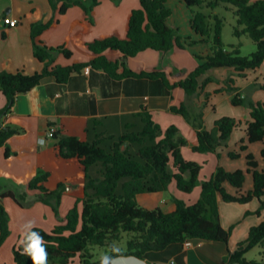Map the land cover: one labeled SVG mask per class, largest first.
I'll list each match as a JSON object with an SVG mask.
<instances>
[{
    "label": "trees",
    "instance_id": "1",
    "mask_svg": "<svg viewBox=\"0 0 264 264\" xmlns=\"http://www.w3.org/2000/svg\"><path fill=\"white\" fill-rule=\"evenodd\" d=\"M88 1L49 0L54 12L53 19L31 26L33 54L43 64L41 72L33 75H27L24 71L0 72V91L7 100L6 107L0 113V149H4L6 159L20 155V151L10 145L11 139L19 131L11 126H3L2 117L10 112L20 96L38 87L46 78H54L57 83L65 84L73 74L91 67L104 71L114 80L133 78L160 81L168 90L182 89L187 97L192 98L210 82L208 79L201 83L200 78L211 69L233 68L242 75L246 71L259 69L264 63V0H178L189 8L200 10L207 8L214 11L221 4L231 5L237 18L234 35L238 38L245 35L250 37L256 43V51L245 57L241 55L239 46H232L231 51L225 50L222 37L224 20L214 15V24L211 25V16L202 11H192L190 27L201 37L199 42H212V53L200 57L202 63L198 67L175 82L171 80L172 75L163 69L131 70L128 60L140 53L151 50L167 55L175 48L184 49L185 44L198 43L184 41L178 31L168 24L172 14L167 8L168 0H139L140 7L134 9L128 18L124 38L114 33L90 42L79 40L92 58L88 62L57 64V55L71 60L73 52L67 45L55 48L47 46L42 36L57 26L59 17L70 8H82L90 19L102 0ZM226 90L233 94V105L244 104L245 99L233 80L228 81ZM250 106L251 121L246 128L248 143L264 142V103L253 102ZM170 110L192 124L198 142L193 150L198 153L218 154V149L227 144L239 125L235 119L223 117L216 120L213 130L209 131L205 128L203 112L191 114L186 103ZM86 132V141L74 136L54 135L58 140L59 156L65 160H79L83 167L84 183L74 191L75 205L63 224L51 231L38 227L33 229L44 237L49 254L48 264H71L77 256L81 264H99V260L93 261L90 247L99 246L109 250L110 245L122 239L123 233L133 234L123 252L140 258L187 240L227 244L232 228L225 230L221 224L219 200L245 205L257 199L261 203L257 215L264 208V170L259 169L252 154L246 156V170L229 172L218 166L209 179L200 183L201 166L184 158L182 148L187 142L178 127L171 125L163 130L147 109L139 113L91 119ZM242 149L246 150L247 146ZM229 156L236 159L239 154L231 152ZM261 156L264 159V149ZM247 174L252 176L253 189L243 193ZM49 177L48 172L38 169L31 174L27 188L28 191H39V199L58 214L65 185L60 183L51 191L45 186ZM172 183L187 194L201 184L199 199L189 205L173 198L176 210L172 213L160 208L149 210L138 203V195L167 192ZM226 185L236 189V194L229 193ZM6 197L22 205L28 192L16 195L12 191H5L0 194V248L10 234V218L3 206ZM258 246H264V220L249 230L247 239L238 244L227 264H264V260L246 258V254ZM13 264H32L29 257L20 254L18 245L13 248Z\"/></svg>",
    "mask_w": 264,
    "mask_h": 264
},
{
    "label": "crops",
    "instance_id": "2",
    "mask_svg": "<svg viewBox=\"0 0 264 264\" xmlns=\"http://www.w3.org/2000/svg\"><path fill=\"white\" fill-rule=\"evenodd\" d=\"M87 2L89 1L87 0ZM107 2V0H102L94 9L90 19L86 17L82 8H70L63 16L59 17L57 26L43 34L42 40L47 46L55 48L67 45L73 52L71 60L64 58L63 55H57V64L70 65L74 61L88 62L92 58V54L78 41L89 42L90 30L97 29L100 24L106 27L104 28L106 32H99L98 37L114 33L126 36L127 27L125 28V25L121 23L122 26L119 28L121 17L129 18L131 12L138 7L136 4L138 0H132L131 6H127L126 9ZM6 17L18 20L19 25L14 28L7 27L3 23ZM53 17L54 12L49 0H0V72L24 71L27 75H33L42 71L43 64L33 54L31 26L39 22L48 23ZM67 23H70L69 25L73 29L71 36L58 31L64 26L63 24ZM173 51L162 55L148 50L129 59L127 64L131 70L136 72L154 69H163L167 72L171 62L170 54ZM149 52H155V54ZM259 69L262 70L261 75H263L264 63ZM247 74L248 71L241 76L248 79ZM202 78L203 76L200 78V82H202ZM181 79L183 78L177 79L174 76L171 78L172 82ZM258 95L259 101L264 103V94ZM192 98L187 97L182 89L168 90L160 81L133 78L114 80L104 71L91 67L88 74L84 70L81 73H75L65 84L57 83L54 78H46L38 87L20 96L10 112L2 117L3 126H11L19 131L11 139L10 145L20 151V155L11 159H6L4 156L5 160L10 162L8 169L3 168L0 155V169H5L1 173H5L19 182L24 180V185H27L26 181L30 179L31 174L41 169L50 174L49 180L45 184L47 189L55 190L60 183H64L68 196L75 201L74 191L84 183L83 167L78 159L65 160L59 156L58 140L46 136L49 129L54 128L60 136H74L81 141H86L88 138L86 128L91 119L139 113L143 109H147L152 114L155 122L163 130L175 125L180 130L181 136L185 131H188L187 134L193 137L190 140V149L193 154H187L184 149H182V153L188 161L200 163L206 159L205 161L211 163L205 176H202V172H200L201 183L209 179L218 166L224 167L229 172L238 169L246 170L247 160L245 157L248 154H252L259 164V169L264 170V159L261 156L264 142H261L260 145L249 146L247 154L243 155L241 161L234 162L230 159L231 145L235 142L234 134L231 135L227 147L224 148L219 164L211 157L213 153L196 155L195 153L198 152L193 150L198 144L195 130L190 128L185 121L176 117L179 116L178 114L170 110L171 107H179L183 103L191 102L195 106L196 101ZM6 105L7 100L0 91V113ZM249 117L247 114L246 123L251 121ZM212 120L216 121L217 118H213L211 121L210 117L206 119L205 128L207 130L210 129ZM242 138L246 143L248 142L247 134ZM40 141L43 143L41 144ZM0 150L4 151V149ZM27 152L35 153L32 155V159L27 158L22 161L20 157ZM226 189L231 194L237 192L230 185H226ZM252 189L253 179L250 174H247L242 191L246 193ZM5 191H9L8 187L0 188V194ZM167 192L170 193L169 196L165 195ZM167 192L140 194L137 200L140 206L144 205L143 208L149 210L160 208L166 213H172L176 210L173 198L183 200L189 205L193 204L199 199L201 188H195L188 195V199H185V195L180 194L172 185ZM219 206L223 228L225 230L233 229L227 244L199 241L193 242L194 246L190 249L185 248L183 244H174L163 251L147 253L143 259H146L148 264H227L230 254H233L237 250L238 244L248 237L249 230L264 220V211L260 215H255V212L260 208V201L257 199L245 205L228 204L219 200ZM55 224V221H51L49 227L54 228L57 226ZM3 248V246L0 248V264H13V262L2 259Z\"/></svg>",
    "mask_w": 264,
    "mask_h": 264
},
{
    "label": "rangeland",
    "instance_id": "3",
    "mask_svg": "<svg viewBox=\"0 0 264 264\" xmlns=\"http://www.w3.org/2000/svg\"><path fill=\"white\" fill-rule=\"evenodd\" d=\"M107 3L119 6L121 8L126 9L127 6H131L132 0H107ZM257 0H252V2ZM137 4V8H139V0ZM167 8L171 11V16L168 19V24L174 27L178 31L179 37H181L184 41L189 42H198L193 45L185 44L184 49L175 48L173 53L170 54L171 62L169 63L168 73L174 76L175 78H185L191 71H193L196 67H198L202 61L199 59L200 57H204L210 55L212 53V42L210 43H200L201 37L197 35L190 27V19L192 17V11H202L206 15L211 16V20L209 22L211 25L214 24V20L212 19L214 15H218L220 18L224 20V29H223V44L224 48L227 51L232 50V46H239L241 55L248 57L252 53H254L257 49L256 43L248 36H242L240 38L234 35V27L237 26V18L234 14L235 8L231 5L221 4L218 8L214 11H211L207 8L200 10L199 8H189L186 4L178 1V0H168ZM123 20V21H122ZM128 18L121 17L120 27L125 25L127 27ZM122 23V24H121ZM70 23L63 24L58 31L64 32V34H72V28L69 25ZM81 27V26H79ZM96 27V26H93ZM97 29L90 30L88 35V39L90 41L98 38L99 32H106L103 24L97 26ZM105 31H104V30ZM122 36V37H121ZM121 38H124L125 35H121ZM89 41V42H90ZM154 53L155 52H149ZM140 59V58H137ZM137 61V60H135ZM262 70H258L256 72L248 71V76L242 77L236 70L233 68H216L211 69L207 72L206 75L203 76L202 82L206 80H210L203 89H201L192 99H195L196 105L193 106L192 103H187V106L191 112V114L195 115L199 112H203L204 114V122L206 119L210 117V121L213 118H223V117H230L235 119L239 122L238 127L234 131V138L235 142L231 145L232 149L231 152H235L239 154V157L236 159H230L234 162L241 161L244 154H247L248 147L252 145H260L259 143H246L242 136L245 134V129L247 127V123L245 122V117L249 114V118H251L250 111H251V103L260 102V98L258 94H264V90L262 86L264 85V74L261 75ZM233 80L235 82V86L241 89L242 97L245 99V102L241 106H235L232 103L233 94L227 91L228 81ZM243 89V91H242ZM256 98H253V96ZM185 121L186 124L193 128L192 124L187 122V120L179 115L176 116ZM215 121L212 120L210 123L211 127L209 131L213 130ZM194 129V128H193ZM195 130V129H194ZM188 131H185L182 135L186 139V145L182 148L187 152V154H193L190 149V140L193 138L191 135L187 134ZM230 140V139H229ZM228 140V142H229ZM228 142L226 145H223L218 149V154H212L211 157L217 162L220 163L222 159V152L225 147H227ZM247 146L246 150H243L242 147ZM230 152V153H231ZM257 152V151H256ZM35 153V152H34ZM34 153H24L20 159L25 161L27 158L32 159V155ZM196 155H200L199 153H195ZM1 161L3 168L8 169L10 162L6 161L4 158V151L0 150ZM246 159V157H245ZM206 160V159H205ZM202 160L198 163L201 166L202 176H205L210 168L211 163ZM263 161V160H261ZM205 162V163H204ZM264 162V161H263ZM2 170L0 169V188L8 187L9 191L16 193V195L21 194L24 191L28 192V197L25 202L20 205L15 199L11 197H6L3 199V206L5 207L6 211L9 214L10 222V234L3 244V254L2 259L13 262L12 250L13 247L18 245V241L21 238V229L22 225L28 221H34L35 227L41 228L46 231H50L53 227H49V222L55 221V225H60L65 222L66 216L68 212L74 207L75 201L68 196L67 189L62 195L61 202L59 205L58 214H56L53 208L49 205H46L39 199V191H28L27 185H24V180L20 181L12 179L10 176H7ZM56 175V173H55ZM210 178V177H209ZM26 181V180H25ZM29 180L26 181V184ZM201 183V182H200ZM50 186H52L49 183ZM48 185V187H49ZM175 187L180 194L185 195V199H188L187 193H183L176 188V184H171ZM197 187L201 188V184ZM196 187V188H197ZM191 194V193H190ZM166 196H169L170 193H165ZM264 201V198L262 199ZM144 206V205H142ZM261 207V203H260ZM258 211V210H257ZM264 211V208L261 212ZM255 215L256 212H255ZM54 225V226H55ZM34 227V228H35ZM233 232V229H232ZM132 233H123V237L119 242H116L121 249L127 248L128 241L132 238ZM238 236V234H237ZM247 239V237H246ZM245 239V240H246ZM107 248L99 247V246H91L90 252L93 255V261H98L100 256L104 253L108 252ZM264 246H258L254 249L250 250L246 254V258L248 260H264ZM71 264H81L79 256H77Z\"/></svg>",
    "mask_w": 264,
    "mask_h": 264
},
{
    "label": "clouds",
    "instance_id": "4",
    "mask_svg": "<svg viewBox=\"0 0 264 264\" xmlns=\"http://www.w3.org/2000/svg\"><path fill=\"white\" fill-rule=\"evenodd\" d=\"M42 144L43 141H40ZM35 222L28 221L22 225L21 238L18 241L19 251L22 256L31 259L32 264H48V251L44 237L34 231ZM99 264H148L146 259L126 255L117 245L112 244L109 251L99 258Z\"/></svg>",
    "mask_w": 264,
    "mask_h": 264
},
{
    "label": "built area",
    "instance_id": "5",
    "mask_svg": "<svg viewBox=\"0 0 264 264\" xmlns=\"http://www.w3.org/2000/svg\"><path fill=\"white\" fill-rule=\"evenodd\" d=\"M4 25H6L9 28H14L19 25V21L16 19H12L9 17L4 18L3 20ZM90 67H87L84 69L85 73H89ZM56 133V130L54 128H50L49 131L47 132V138H54V135ZM185 248L190 249L194 246L193 241L187 240L185 243H183Z\"/></svg>",
    "mask_w": 264,
    "mask_h": 264
}]
</instances>
